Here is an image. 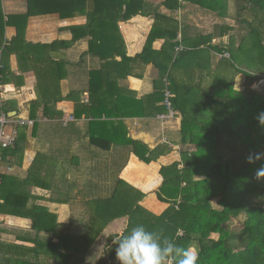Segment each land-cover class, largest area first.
<instances>
[{"label":"trees","instance_id":"16d2710c","mask_svg":"<svg viewBox=\"0 0 264 264\" xmlns=\"http://www.w3.org/2000/svg\"><path fill=\"white\" fill-rule=\"evenodd\" d=\"M180 1L164 0L162 4L171 11L180 9L183 3L191 4L224 20L229 19L230 3L234 2L236 24L216 23L211 32L205 35L199 30L192 39L193 27H184L177 19L154 9V26L146 46L141 54L131 58L119 23L146 16L151 6L143 0H27L25 14L9 15L6 20L0 0V84L9 83L11 70L6 59L11 55L30 61L37 78V99L31 103L30 113L33 125L15 127V146L2 152L3 162L6 155L18 153L20 129L30 128L35 134L39 110L40 121H56L71 138L82 136L88 140L90 150L87 152L90 156L81 159L68 149L71 155L65 163L61 162L60 151L54 158L39 154L32 166L35 176L38 175V185L52 182L54 187L67 184V166L75 168L68 198H73L80 182L87 181L85 193L80 192L85 199L87 220L79 229L58 223L57 214L40 206L28 213L14 208L13 195L5 190L12 178L3 176L0 215L31 218L35 237L32 241L22 240L33 243V248L0 242V264H118L115 253L118 238L138 225L153 232L162 246L168 240L178 247H191L197 256L196 264H264V178L256 176V169L264 165V159L248 162L250 155L264 153V125L257 120L259 113L264 112V94L250 88L242 92L235 89L240 75L252 81L264 80V0ZM78 13L86 14L88 24L71 28L72 41L37 44L38 53H30V43L25 39L29 18L58 14L66 19ZM249 14H254L253 20L246 17ZM114 26L115 38L109 34V28ZM7 27L17 30L10 41L5 37ZM236 30L242 34L237 43L232 39ZM87 35L92 40L85 56L97 59L100 65L89 72L87 101L75 103L74 115H70L75 120L67 122L70 116L63 119L64 113L57 105L71 101L74 91L63 93L68 63L58 60L53 52L70 48ZM225 37L226 44L213 45L215 39ZM158 39H164L165 43L160 51H155L153 43ZM212 51L230 57H222L212 68ZM139 63H153L159 71L153 93L141 98L122 84L134 76L133 65ZM194 63L197 70L193 74L182 66ZM167 90L173 96L175 118L181 117V144L196 147L195 151L181 153L180 161L160 169L163 183L157 195L159 201L169 204L167 210L155 215L140 204L145 195L119 178L125 164L114 173L110 195L95 197L90 188H99L101 178L106 176L101 171L97 178L95 167L101 163L95 161L100 150L125 149L146 164L175 150L165 145L152 149L133 139L125 121L165 112ZM1 112L8 110L0 106ZM83 116L86 120L82 129L77 121ZM133 167L135 171L138 169ZM206 174V179H201ZM241 217H244L242 228L231 230L228 224ZM121 218L128 221L123 233L108 236L100 258L90 261L89 254L99 238L111 223ZM166 264H177L176 257H169Z\"/></svg>","mask_w":264,"mask_h":264},{"label":"crops","instance_id":"0c3cea01","mask_svg":"<svg viewBox=\"0 0 264 264\" xmlns=\"http://www.w3.org/2000/svg\"><path fill=\"white\" fill-rule=\"evenodd\" d=\"M143 1L151 6V8L146 10V16H135L127 22L119 23V30L125 41L128 57L134 58L143 52L154 26V9L158 10V13L177 19L184 27L186 25L193 27L190 34L192 39H195L198 35L193 33L194 28L198 27L200 30L203 28L199 25L205 19L193 13L195 11L194 8L186 7V5H189L187 3H181L182 7L180 9L171 11L163 6L162 3L164 0ZM1 4L3 16L5 17L4 20L9 15H20L27 12V0H1ZM87 24L88 17L86 14L80 13L73 18L66 19H61L58 14L31 17L28 20L25 32V39L30 43L28 50L30 53L33 52L36 55L38 48L35 45L37 44H51L55 41L70 42L73 39L71 28L85 27ZM116 32L115 26L109 28L110 36L113 34L115 38ZM16 34L17 30L14 27H7L5 30L7 41L12 40ZM204 34L206 35L208 33ZM91 40L92 37L87 35L84 38H79L70 48H59L53 52V56L58 60L61 59L68 63L65 78L62 81L63 93L68 95L74 91L71 101H63L57 105V109L64 113L63 119L74 115L76 102H86L90 79L89 72L100 65L97 59L92 58L90 55L85 56V53L89 50ZM227 42V37L215 39L213 45L226 44ZM164 43V39L156 40L153 43V49L160 51ZM211 53L212 68H214V63L222 57H230L227 53L220 54L216 51H212ZM118 60L120 61L121 59L118 58ZM6 61H8L11 74L8 84H0L2 87L0 89V106L7 109L8 113L1 112V114L6 113L9 116L11 115L12 118L18 117L30 120L31 103L37 99V78L32 64L30 61L19 60L17 55H11ZM182 66L189 74H193L192 71L197 70L195 67L196 63L191 66L187 64ZM133 72L135 77L130 76L122 84L131 91L136 92L137 98L151 95L154 90L153 82L159 77V71L154 67L153 63L148 65L143 63L133 65ZM245 82V76H238L235 89L240 92L244 91L246 89ZM148 110L153 112L152 108H148ZM166 112L167 110L154 116L128 118L125 121L129 129V136L133 139L141 140L154 149L158 146V142L162 141L163 137H168L176 147L175 150H172V152L160 157L151 164L142 162L135 155H130L125 149H115L112 147L109 152L100 150L97 152L95 163L98 161L101 163V171H105L106 176L101 178L99 188H90L95 197H107L110 195L112 187L114 186L113 179L116 177L114 173L118 167L125 164L126 166L120 173L119 178L145 195V198L140 204L155 215H161L166 211L169 204L159 201L157 195L163 183V178L159 172L163 166L180 161L181 152L187 146L180 142L181 117L179 115L175 119L166 122H161L157 119L159 115ZM206 113L210 112L207 110ZM41 115L42 111L39 110L38 127L34 135L32 133L33 129L22 128L19 130L20 148L18 153L16 155H4L3 165L5 176L12 178L7 183L5 190L9 195H13V207L22 210L23 213H28L33 208L40 206L57 214L58 223L65 226L73 225L74 229H79L80 214L76 215L75 211L84 210L85 208V199L80 192L85 193V184L87 181L83 180L84 182H80L79 186L75 189L73 198H68V193L70 192L68 186L71 176L75 175V168L67 166V184L64 185L62 183L60 187H54L52 182H47L45 186L38 185V175L35 176V171H32V166L39 154H48L51 158H54V155L59 153V151L61 153L62 163L68 161L71 153L77 154L81 159H87L90 156V153H87L90 151L88 148V140L82 139V136L71 138L68 131L65 130L66 128L59 127L56 121H40L42 119ZM85 120L86 118L83 116L77 121V125L82 129L85 127ZM68 149H71V153H69ZM108 162L111 164H108ZM133 166H137L138 169L135 171ZM101 190L103 192L105 191V195H101ZM127 222V218L115 220L105 230L101 238L105 234L106 238L111 234H122ZM32 225L31 218L25 216L0 215V242L33 248V243L26 242L32 241V238L35 237ZM26 238L29 239L26 240ZM24 239L26 241H22Z\"/></svg>","mask_w":264,"mask_h":264},{"label":"clouds","instance_id":"9594fccd","mask_svg":"<svg viewBox=\"0 0 264 264\" xmlns=\"http://www.w3.org/2000/svg\"><path fill=\"white\" fill-rule=\"evenodd\" d=\"M257 120L264 125V112L259 113ZM264 159V153H256L248 157V162ZM256 176L264 178V165L256 169ZM162 246L153 232L138 225L131 231L118 238V247L115 249L119 264H166L169 257H176L177 264H196L197 256L191 247H178L168 240Z\"/></svg>","mask_w":264,"mask_h":264},{"label":"rangeland","instance_id":"374dc122","mask_svg":"<svg viewBox=\"0 0 264 264\" xmlns=\"http://www.w3.org/2000/svg\"><path fill=\"white\" fill-rule=\"evenodd\" d=\"M191 7V9L194 8V12L195 14H198L200 18H203L205 20H203V22H201V25H199L200 27H203L201 28L202 32H205V33H209L212 31V29L214 28V25L216 23H221V24H225V25H235L236 24V19H237V10H236V6L234 5V2H231L230 3V17L229 19H220L219 17L215 16L214 14L212 13H208L207 11L203 10V9H200L198 8L197 6H194V5H186V7ZM193 11V10H192ZM246 17H248V19L250 20H253L254 18V14H249V15H246ZM124 22H127V21H124ZM220 24V25H221ZM194 33H197L200 28L196 27L194 28ZM200 30V31H201ZM233 38L234 39V42H238L240 40V38L242 37L240 34V31L239 30H236L234 33H233ZM231 40V39H230ZM245 86H246V89L250 88V89H253L255 91H257L258 94L260 95H263L264 94V80H258V81H252V79H246V82H245ZM1 114V113H0ZM165 124V123H164ZM158 146L159 145H165L164 143H162V141L158 142ZM165 146H169V145H165ZM170 147V146H169ZM168 147V148H169ZM190 146H185V150H183L181 153L183 152H192V151H195L196 150V147H190ZM156 148V147H155ZM172 150V149H170ZM210 163V160L207 161V164ZM108 164H111L110 162H108ZM96 165V164H95ZM97 168V178H100L101 176V168H102V165L101 164H97L96 167ZM182 169H183V166H182ZM208 175H204L201 177V179H206ZM105 192V191H104ZM102 190H101V195H105ZM109 192V191H108ZM164 203V202H162ZM167 204V203H166ZM213 205L217 207V202L216 201H213ZM169 207V206H168ZM167 210V209H166ZM76 215L80 214L79 216V220H80V226L78 225V227L81 228V225H84L86 223V220H87V214H86V211H85V208L84 210H78V211H75ZM82 222V223H81ZM243 222H244V217H241V218H238V219H234L232 220L229 224H228V227L231 229V230H235V231H239L241 228H242V225H243ZM108 229V228H107ZM103 235V234H102ZM215 237H218V235H216ZM106 234L105 236H103L102 238L100 237L98 242L96 243V246L92 249V251L90 252L89 254V257L88 259L90 261H96L97 259L100 258L102 252L104 251V246H105V243H106ZM194 254H195V250H193ZM170 263V262H169Z\"/></svg>","mask_w":264,"mask_h":264},{"label":"built area","instance_id":"2783aa9c","mask_svg":"<svg viewBox=\"0 0 264 264\" xmlns=\"http://www.w3.org/2000/svg\"><path fill=\"white\" fill-rule=\"evenodd\" d=\"M179 38H181L180 34H179ZM0 89H2L1 86H0ZM172 99H173L172 94L167 90L165 93V101H164L167 112L157 117V119L160 120L161 122L169 121L175 118L176 116V113L173 109ZM74 120L75 119L70 116L66 121L71 122ZM25 125L32 126L33 121L23 120V119H14L12 118L11 115L9 116L6 113H2L0 115V202H1V194H2L1 188H2V183H3V176L5 175L2 152L15 146V142H16L15 127L25 126ZM162 143H164L165 145H169L170 147H173L174 149L176 148L168 140L167 137L162 138Z\"/></svg>","mask_w":264,"mask_h":264}]
</instances>
